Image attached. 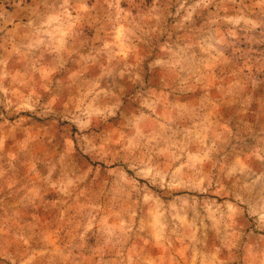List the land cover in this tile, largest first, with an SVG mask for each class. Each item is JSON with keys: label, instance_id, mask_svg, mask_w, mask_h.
I'll return each instance as SVG.
<instances>
[{"label": "rangeland", "instance_id": "374dc122", "mask_svg": "<svg viewBox=\"0 0 264 264\" xmlns=\"http://www.w3.org/2000/svg\"><path fill=\"white\" fill-rule=\"evenodd\" d=\"M0 264H264V0H0Z\"/></svg>", "mask_w": 264, "mask_h": 264}]
</instances>
